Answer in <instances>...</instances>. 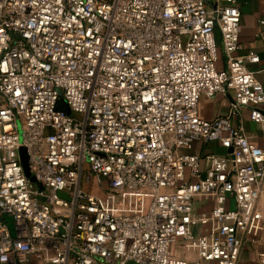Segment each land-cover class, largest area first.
I'll use <instances>...</instances> for the list:
<instances>
[{"label": "built area", "instance_id": "obj_1", "mask_svg": "<svg viewBox=\"0 0 264 264\" xmlns=\"http://www.w3.org/2000/svg\"><path fill=\"white\" fill-rule=\"evenodd\" d=\"M239 29L235 0H0V264H237L264 197V148L234 122L248 110L264 141ZM137 192L144 211L113 209Z\"/></svg>", "mask_w": 264, "mask_h": 264}, {"label": "crops", "instance_id": "obj_2", "mask_svg": "<svg viewBox=\"0 0 264 264\" xmlns=\"http://www.w3.org/2000/svg\"><path fill=\"white\" fill-rule=\"evenodd\" d=\"M235 2L240 12L239 40L242 46L237 54L240 57L247 56L249 52L254 54L255 58L252 61L247 59V67L264 88V42L259 38L261 30H264V0H235ZM215 36L219 45V34L216 33ZM218 66H222V60L218 62ZM231 101L232 95L230 93L226 95L217 94L209 99L204 98L200 100L198 105L199 114L205 120L224 116L227 114ZM260 108L264 112V105ZM234 122L243 127L251 142L264 148V141L259 129L251 122L248 110H243L240 119L236 118ZM194 152L200 155H223L226 153L217 143L204 144V148L198 147L196 144ZM257 206L260 209L262 219L252 225L247 233L242 236L244 246L237 264H261L258 253L264 252V239L262 238L264 233V197L259 199ZM193 207L198 214L208 213L212 208V197L196 196ZM215 227L212 224H197L192 227V232L195 236L206 235ZM184 251L186 253L184 258H195L193 252L186 249Z\"/></svg>", "mask_w": 264, "mask_h": 264}, {"label": "rangeland", "instance_id": "obj_3", "mask_svg": "<svg viewBox=\"0 0 264 264\" xmlns=\"http://www.w3.org/2000/svg\"><path fill=\"white\" fill-rule=\"evenodd\" d=\"M197 145L198 147L204 148V144L202 143H197ZM103 184H105V182H103ZM94 190L102 197H106L108 194V189H106L105 187L103 189H100L98 187ZM123 201L124 202H122L120 207L115 205L113 209L117 210L119 208H123L128 213H138L145 210L149 201V196L145 193L137 192L129 194L128 196L123 198ZM7 222L9 223L10 228H12V224L9 218H7ZM170 251L177 258H183L186 254L181 243L171 245Z\"/></svg>", "mask_w": 264, "mask_h": 264}, {"label": "water", "instance_id": "obj_4", "mask_svg": "<svg viewBox=\"0 0 264 264\" xmlns=\"http://www.w3.org/2000/svg\"><path fill=\"white\" fill-rule=\"evenodd\" d=\"M20 153H21V161H22V163H23V166H24V169H25V173H26V175L28 176L29 174H28V172H27V167H26V163H25V156H24V153H23L22 150L20 151ZM30 181L34 183V182H35V179H34L33 177H30ZM39 188L42 189V186L39 185Z\"/></svg>", "mask_w": 264, "mask_h": 264}]
</instances>
